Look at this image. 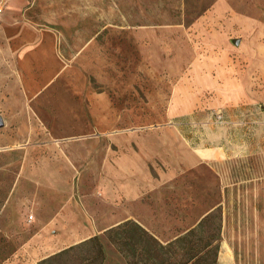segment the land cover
Here are the masks:
<instances>
[{"label": "rangeland", "instance_id": "374dc122", "mask_svg": "<svg viewBox=\"0 0 264 264\" xmlns=\"http://www.w3.org/2000/svg\"><path fill=\"white\" fill-rule=\"evenodd\" d=\"M0 8V264H39L93 235L104 264H126L105 229L133 219L167 242L212 209L216 264H264V103L240 92L245 79L264 94V0ZM23 29L55 45L50 77L19 63ZM133 150L148 155L141 202L131 179L110 180Z\"/></svg>", "mask_w": 264, "mask_h": 264}, {"label": "trees", "instance_id": "16d2710c", "mask_svg": "<svg viewBox=\"0 0 264 264\" xmlns=\"http://www.w3.org/2000/svg\"><path fill=\"white\" fill-rule=\"evenodd\" d=\"M222 215L218 210L204 214L195 226L175 238L161 242L133 219L103 231L126 264H216ZM105 253L98 235L70 245L43 258L39 264H104Z\"/></svg>", "mask_w": 264, "mask_h": 264}, {"label": "crops", "instance_id": "0c3cea01", "mask_svg": "<svg viewBox=\"0 0 264 264\" xmlns=\"http://www.w3.org/2000/svg\"><path fill=\"white\" fill-rule=\"evenodd\" d=\"M45 31L39 30V29H23L19 30L15 35L17 37L16 40L13 42V51H20L18 53L19 57V63H24L26 66L25 68H34V67H45L46 69H49L44 74V78L50 77L51 74H53V71L57 69V63H61L60 59L57 58L56 55V48L55 45H53L52 40ZM14 35V36H15ZM24 68V69H25ZM52 69H54L52 71ZM49 82V81H48ZM250 82V81H249ZM47 83V82H46ZM242 88L240 92H243L246 100L249 101H255L260 100L264 103V94L260 95L257 94L256 91L247 90L244 86L246 84V80L243 79L242 81ZM245 83V84H244ZM246 89V90H245ZM264 90V88H263ZM4 120V119H3ZM131 151H128V154L132 156V163L131 164H125L123 162L119 163V169L117 170L116 167L110 172V180L115 181L118 178V172L119 176L124 175L125 179H131L133 181V184L135 185L134 191L130 190L131 193H129L131 196H136L138 200L141 202V198L143 197V189H146L143 187L144 181L143 177L136 176L143 174V172H147V160L148 155L143 153L139 150H133V153L131 154ZM208 156H213L212 150L206 151ZM194 160V159H193ZM190 159H186L183 161L178 160V165H188L190 163ZM195 161H193L194 163ZM135 174V175H134ZM146 179V178H145ZM113 192V191H112ZM116 197H119L120 194L116 193ZM113 196L112 202L116 203V197ZM141 225L142 222L138 221Z\"/></svg>", "mask_w": 264, "mask_h": 264}, {"label": "built area", "instance_id": "2783aa9c", "mask_svg": "<svg viewBox=\"0 0 264 264\" xmlns=\"http://www.w3.org/2000/svg\"><path fill=\"white\" fill-rule=\"evenodd\" d=\"M0 13H1V8H0ZM222 115L220 113H216V119L218 121H221Z\"/></svg>", "mask_w": 264, "mask_h": 264}, {"label": "water", "instance_id": "95a60500", "mask_svg": "<svg viewBox=\"0 0 264 264\" xmlns=\"http://www.w3.org/2000/svg\"><path fill=\"white\" fill-rule=\"evenodd\" d=\"M4 125V120L3 118L0 116V127H2Z\"/></svg>", "mask_w": 264, "mask_h": 264}]
</instances>
